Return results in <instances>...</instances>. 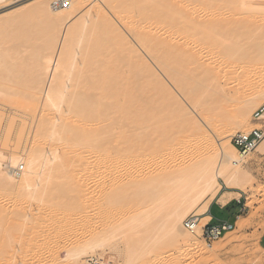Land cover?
Returning <instances> with one entry per match:
<instances>
[{
  "label": "bare ground",
  "instance_id": "6f19581e",
  "mask_svg": "<svg viewBox=\"0 0 264 264\" xmlns=\"http://www.w3.org/2000/svg\"><path fill=\"white\" fill-rule=\"evenodd\" d=\"M86 1L31 0L30 3L45 21L62 24L82 18ZM92 1L94 7L90 6L101 15L99 33L104 39L83 45L86 48L96 43L102 53L108 51L105 63L98 64L94 51H86L91 60L87 62L88 70L81 71L78 66H84L83 60L76 64L70 59L71 48L80 45V40L72 42L60 36L58 42H52L51 52H46L38 62V87H25L23 97L16 98L20 91L14 95L16 101L10 95L12 98H7L10 104L3 101L8 106L14 102L22 109L23 106L35 109L39 104L42 114L38 118L35 113L38 120L32 123L34 126L21 127L19 146L8 150V154L0 151L1 189L24 195L22 192L28 186L35 185L32 180L38 179L41 181L34 197L51 202L50 214L39 215L38 221L34 217V225L17 210L14 217L21 219L28 231L24 237L18 234L17 242L12 239L16 245L20 243L19 250L27 253L33 250L32 239L37 232L48 230L56 238L61 215L86 217L84 194L92 188L98 195V200L93 201L98 211L96 216L115 214L119 215L118 219L94 228L84 243L80 242L63 259L55 258L51 264H80L82 255H94L105 245L117 257L116 264H156L151 259L152 249L135 248L137 240L133 237L141 234L140 239L147 246L161 227V232L179 238L185 246L200 248L206 260L213 258L218 244L206 245L208 250H204L198 245L197 237L184 229L182 221L196 209L198 225L194 234H199L201 226L211 217L209 204L219 196L222 187L237 195L244 188L242 181L248 174L243 168L246 156L238 154L229 136L236 128L246 129L254 104L264 98V0H105L112 9L111 17L115 15L121 20L136 41L110 18H105L108 14L103 13L97 0ZM58 2L62 4L60 11L55 8ZM4 15L7 14H0V19ZM134 16L139 19L133 21ZM12 18L7 26L15 24ZM107 36L114 38V43H108ZM129 55L135 61L126 66L123 61ZM50 60L63 65L66 71L56 75L46 72L45 62ZM133 66L135 70L128 69ZM241 76L245 78V87H234L230 94L228 81ZM223 91V97H218ZM221 101L234 103L236 111L230 113ZM18 113L23 117L22 112ZM253 127L264 130V116ZM255 151L264 153V136ZM147 158L159 159L157 168L151 172H143L141 167ZM176 158L184 166L172 168L171 161ZM20 166L23 170L16 176L14 171ZM159 167L168 170L167 173ZM106 170L114 175L110 183L102 179ZM61 187L65 195L75 192L78 200L72 203L70 198L59 199ZM169 190L180 199L165 202L162 197ZM120 199L123 203L118 204ZM219 201L226 204L222 194ZM151 203L156 204L154 209ZM241 221L242 216L237 215L235 225ZM15 229L17 225H11L8 233ZM3 236V245L9 243Z\"/></svg>",
  "mask_w": 264,
  "mask_h": 264
},
{
  "label": "rangeland",
  "instance_id": "374dc122",
  "mask_svg": "<svg viewBox=\"0 0 264 264\" xmlns=\"http://www.w3.org/2000/svg\"><path fill=\"white\" fill-rule=\"evenodd\" d=\"M131 1H133V0H131ZM135 1H137V0H134V2ZM30 2H31V0H0V14H2V13L7 14L6 16L5 15L3 16L4 18L2 17V19H0V82L2 81L0 83V86H1L0 87V109L5 106L0 111V131H1L0 135H2V136H0V151H2L5 154L9 153L8 150L14 149L17 147V145L18 146L20 145V143H21L20 141H22V140L20 137L18 138V134L23 129L21 127H23L24 124H26V125H24L25 128H26V126H29L32 123L34 124L35 120L37 118V116L35 117V115H36L35 113H38V118L42 114V112H41L42 110H40L41 106L39 104H36V106H34L35 109H29L30 107L27 108L25 106H23L24 108L22 109V106H19L17 104V103H19V101L16 102L17 105H15L14 102L12 105V102H11V106L10 105L8 106V104H10V102H7V98L10 95L14 98V95L18 94L19 91L22 93H19L18 96L15 95V97L16 96H17L16 98L23 97L22 94L25 91V87H38V77H37L38 76V62L40 63L42 61V59L46 55V52H47V54H48V52H51L50 47L52 48V45H53L52 42H58L56 40L60 36H61L60 38L69 39V41H72V42H74L76 40H80V42H81L80 45H74L71 48L72 51H71L70 59H73L76 62V64H79L83 60L84 66H82V67L78 66V68H80L81 71L83 70L85 72L89 68V65L87 63L89 57H88V54L86 51H94V54L96 55L94 57V59L96 61L97 60L99 61L98 64H104L105 63L106 56L108 53V51H106L105 53H102V51L100 50L101 47L99 46V44H96V43L94 45L93 44L89 45L86 48L83 45L84 43H87V42L98 41L101 38V36H100L101 34L99 33V31H100V28H99L100 18L98 19V17L101 15H100V12H97V10L95 8H93L94 7L93 5L95 4V2H93L92 0H90V1L87 0L86 1L87 4H86V2L83 3L82 14L83 13L84 14L82 15V18H80L78 21H76L74 23L73 22L72 23L64 22L62 24H57V23L51 24L50 21L49 22H47L48 20L45 21V19L43 17L38 16L34 12V7ZM92 3H94V4H92ZM97 3L102 8L103 13L108 14L107 16L105 15V18L106 17L110 18V21L112 23H114V24L116 23L118 26H120L121 29H124V31L133 40L134 38L132 37V34H130L131 32L124 27V24L121 22V20H119L115 15H114V18L111 17V15L113 14L112 9L107 3H105V0H97ZM84 4H85V6H84ZM90 5H92L93 7H91ZM61 6H62V4L60 2L55 3V8L57 11L61 10ZM86 6H87V8H86ZM136 6L138 7L137 3L135 4V6L133 5L134 14L136 13L135 12V8H137ZM139 7H141V6H139ZM53 9H54V5H53ZM128 10L130 11L131 9L129 8ZM32 14H34V16ZM136 15L137 14H135V16ZM135 16H134V18L135 19L137 18V19L134 20V18H132L133 21H137L139 19V17H135ZM12 17L15 18V24H13L12 26H7L6 23H8L9 19ZM20 17H22L23 19L21 20ZM34 17H35V19H34ZM86 21H90V22H86ZM11 34H12V36H11ZM14 34H16V35H14ZM101 39H104V38H101ZM59 41H60V39H59ZM106 41L108 43H114L115 39L112 38L111 36H109V37L107 36ZM39 47H41V48L39 49ZM33 49L36 50V52H33ZM41 50H42V52H41ZM37 51L40 53H38ZM40 54H42V55H40ZM43 54H44V56H43ZM19 57H20V59H19ZM133 57L134 56H131V55L127 56V58H125L123 63L126 64V66H128L127 64L132 63L133 60L135 61V57H134V59H133ZM24 58L25 59L27 58V59L25 60ZM36 58H38V59H36ZM129 58H130V60H129ZM131 59H132V61H131ZM89 60H91V57ZM23 61L24 62L26 61L25 63L26 64L28 63V64L26 65ZM135 67L133 66V67L128 68V69L129 70H135ZM44 69L48 73L52 72L53 75L60 74L61 72L66 71V69L64 68L63 65H59L56 62H53L51 60L48 62H45ZM9 71H11V72H9ZM12 72L14 73V75ZM7 73H9V74H7ZM9 77L11 79H9ZM17 77H18V79H17ZM44 77L45 76L43 75L42 79ZM34 78L35 79L37 78V80H35ZM5 79H7L9 82ZM15 79H16V81H18L17 82L18 84L15 83ZM22 81L25 83H22ZM34 81H36V82H34ZM244 81H245V78L242 76L238 80H233V81L229 80L228 81L229 83L227 85V89L229 90V93L230 94L233 93L234 87H245ZM3 82H4V84H2ZM11 82H13V83H11ZM5 84H9V85H5ZM16 85H17V87H16ZM19 86L22 87L23 90ZM5 87H7V88L5 89ZM3 88L6 90V92L8 94H5V92H4L5 90H3ZM11 90L14 91L15 93L14 92L12 93ZM1 92L6 97L4 95L2 97ZM224 94H225V92L223 91L222 93H220L218 95V97H223ZM1 97H2V100H1ZM4 100L8 104L6 102H3ZM8 100L13 101L10 98ZM14 100H15V98H14ZM263 103H264V98L259 99V101H257L256 104H254L250 119H249L248 124L246 126V129L245 128L234 129L232 134L229 136L230 138L234 133L240 132V131H248L251 129V127L253 128L254 124H257V121L254 120L252 117V113L257 107H259ZM220 104L224 108H227V110L230 113H234L236 111V110H234L236 105L232 102L221 101ZM218 105H219V103H218ZM17 106H19V108ZM13 109H15V110H13ZM27 109H29V110L27 111ZM38 109H39V112H38ZM8 110L10 111L11 114L9 113ZM30 110H33V111H30ZM36 110H37V112H36ZM7 111L9 113V115H8ZM25 111L30 112V113L26 114ZM18 112H22L23 117H20L21 113H18ZM12 113H15V114H12ZM16 113H18V114H16ZM19 114H20V116H19ZM27 115H28V119H26ZM9 116H11V117H9ZM30 117H32V118L30 119ZM21 118H22V120H21ZM38 118H37V120H38ZM6 119H8V120H6ZM14 119H16V120H14ZM5 121H7V122L5 123ZM17 121L19 122V124ZM13 124L15 127L13 126ZM250 125H251V127L247 128ZM7 128H9L8 133L6 132ZM10 133H11V135H10ZM9 138H10V140H8ZM13 139H14V141H12ZM8 142L10 144H8ZM6 145H7V147H9V146H12V147L7 149V147H5ZM144 160L141 164L143 172H151L152 170L157 168V165L159 162L158 158H156V159L155 158H151V159L147 158ZM245 160H246V163L243 164V168L245 167L244 170H246V172H248V174H247L246 178L242 181V184L244 185L242 192L238 191L239 195H237L236 193H229V191H231V190L226 189L223 186L224 188L222 187V189L219 193V196L210 202L211 205L213 204L211 209L208 208V210H209L208 213H210L209 215L212 216V219L211 220L209 219V221H211V223H216V222L223 221V220H228L230 222H233L234 220H236L237 215L242 216V221L238 225H235L233 230H231V231L225 233L223 236H221L220 238H222V239L216 240V241L219 240V242L211 243L212 245L218 244L217 249L215 251V255L213 258L206 260V258L202 254V251H200V248L197 250L196 249L197 247L194 248V247L185 246L183 243L180 242L179 238H177V237L171 238V236H172L171 234H165V233L161 232L163 230L162 227L158 229V231H159L158 233H154V236H152L154 238V239H152L153 244H151L152 242H150L149 243L150 245L147 244V246L145 245L146 241H144V239H140L141 234L135 235L133 237L134 239L137 240L136 243H134L135 248H137V249H142V248L148 249L149 248L150 250L152 249V251L150 252L151 259L156 264L157 263L158 264H264V249H261V246L264 247V153L259 154L254 149L253 151H251L246 156ZM171 162H172L171 163L172 168L184 166L181 163L179 158L178 159L176 158L174 161H171ZM23 164H24V169H26L25 163H23ZM150 164H152V166H153L152 169H151ZM158 169H160L162 172L166 171L165 173H167V171H168L165 169L163 170L161 167H159ZM102 179L106 183H110L114 179V175L112 174V172H108L106 170ZM32 181H33V183H35V185L28 186L29 189H26L25 191L22 192V194H24V195L18 194V196L14 195L15 193L6 192L5 190L1 189L2 187L0 186V194H1L0 200L2 199L0 201V209H1L0 213L2 212V216H0V220H1L0 221V225H1L0 235H1V232L4 230L3 227L6 226L5 228L7 231L6 232L4 230V232H6V234L4 232H2V234L4 236L3 235L0 236V264H51L55 258L59 259V260L63 259L66 255V253L69 250L74 249L76 247V245H78L80 242L84 243V241H86L88 239L87 235H89V233L92 232V230L94 228H96L97 226H100V225H108L113 220L118 219V217H119V215H115V214H113V215L107 214L106 216L97 217L98 211L96 210L94 202L98 200V197H97L98 195L96 194L97 192L92 190V188H89L91 190V192L89 189H87L85 194H84L85 200L87 201L86 212L88 214L86 213V217H84V216L78 217V215H77V217H76V215L64 217V215H61V217L62 216L63 217L62 218L60 217L58 219L59 234L56 236V238H54L49 233L48 230L42 232L41 233L42 235L38 234V232H37L36 234H34V237L32 239L33 250L25 253L24 249L19 250L20 243L18 242L19 245L18 244L16 245V243L14 241H16L18 234H19V237L26 236L28 228L26 226H23L21 219L19 220L17 217H14L15 213L17 212V210H19L18 212H21L20 214H25L27 216L28 220L32 221V223H30V225H34L33 223H36L35 222L36 220L38 221L39 215H41V214L49 215L50 214L49 212L51 209V207H50L51 202L48 201L49 203H47V202H43V201H38L35 198V197H37L35 195H36V192L38 193V188H39L38 185L40 184L41 180L36 179V180H32ZM154 185L155 184L150 185L149 188L154 187ZM63 189L64 188H62V187H61V189L59 188L61 193H62ZM167 189H169V188L167 187ZM88 190H89V192H88ZM60 191H58V192H60ZM92 191H93V193H92ZM169 191L168 192L166 191L167 194L165 192V194L162 197V199H164L165 202L169 201V203H170L171 199L174 201L177 199H180V197L177 194H175V193L171 194L172 191H170V192ZM27 193H28V195H27ZM90 193H92V194H90ZM68 194H69V197H67ZM68 194L65 195V192H64V194L62 193L63 198L61 195V197L59 199L70 198L72 203H75L76 200H78V197H77L75 192L74 193L71 192V194L69 192ZM174 194L176 196H174ZM221 194H222V197L226 200L225 206H223V204L219 201ZM33 197H34V199H33ZM64 197H66V198H64ZM20 198L22 199V201ZM25 199L28 200V202ZM236 199H239V203L236 201ZM29 201H30V203H29ZM90 201H92V202H90ZM15 202H19V203H15ZM26 203L29 206H27ZM121 203H123V199H120L118 204H121ZM169 203L167 205H169ZM11 204L14 206H12ZM151 204H152L151 207L154 209L156 207V204H153V203H151ZM8 207H9V209H7ZM87 210H89V212ZM93 213H95V214H93ZM6 214H7V216H6ZM190 215H194L198 218L196 209L191 210L187 214L186 218L189 217ZM112 216H114V217H112ZM7 217L11 220V222L9 221V219L7 220ZM34 217H36L35 221H33ZM3 218H4V221L2 222ZM15 220H17L18 222ZM65 220H67V222ZM14 221H15V223L11 224ZM158 222H159V220L157 221V223ZM2 223L3 224L5 223L4 224L5 226L2 225ZM17 223H19V224H17ZM182 223H183V221H182ZM10 224L12 226L17 225L18 231H17V229H15V231H13L11 234L8 233V231L11 227ZM37 224H38V222H37ZM158 224L161 225V222H159ZM20 226L23 228H21ZM63 226H64V228H63ZM26 228H27V230H26ZM1 229H2V231H1ZM154 232H157V231L155 230ZM187 232H189V231H187ZM43 233H45V234H43ZM5 235L6 236L11 235V236L6 237ZM193 235H195L197 237L198 245H200L204 250H208V247L206 246V244L198 236L199 234L193 233ZM2 236H3V239L5 238L4 240H7V242H9V243H7V244L5 243L3 245V243L1 242ZM49 236H51V237H49ZM159 237H161V238L163 237V238L161 239ZM12 238L14 239V241ZM157 238H158V240H157ZM52 239H54V240H52ZM155 239L158 242H154V241H156ZM141 240H143V242ZM10 242L11 243L14 242L15 245L10 244ZM8 244L11 246L8 247ZM111 255H112V258H111ZM90 256H97V257L101 258L102 262L104 264H116L115 260L117 261V259H116L117 257L111 253V251L108 249V247L106 245L103 247V250L98 251L94 255L90 254V253H86V254L82 255V257L80 259V261H81L80 264H85V260L87 259V257H90ZM109 260H110V263H108Z\"/></svg>",
  "mask_w": 264,
  "mask_h": 264
},
{
  "label": "built area",
  "instance_id": "2783aa9c",
  "mask_svg": "<svg viewBox=\"0 0 264 264\" xmlns=\"http://www.w3.org/2000/svg\"><path fill=\"white\" fill-rule=\"evenodd\" d=\"M263 116L264 103L257 107L252 113V117L256 121H260ZM263 136L264 130L262 127H253L248 131L234 133L230 139L231 143L236 147L238 154L244 157L256 148V146L263 139ZM22 170V166L18 167L14 171V173H16L15 175L18 176ZM236 201L239 203V199H236ZM197 225L198 221L194 215H190L183 221L184 228L191 233H195ZM234 227L235 220L233 222L223 220L216 223H211V221H208L200 228V233L198 236L206 245H210L225 233L233 230ZM85 264H102V259L97 256H90L85 260Z\"/></svg>",
  "mask_w": 264,
  "mask_h": 264
},
{
  "label": "crops",
  "instance_id": "0c3cea01",
  "mask_svg": "<svg viewBox=\"0 0 264 264\" xmlns=\"http://www.w3.org/2000/svg\"><path fill=\"white\" fill-rule=\"evenodd\" d=\"M213 206V204L211 205L210 204V206H209V209H211V207ZM222 206V205H221ZM223 206H225V205H223ZM211 216V215H210ZM212 219V216L210 217V220ZM228 221V220H227ZM230 222V221H229Z\"/></svg>",
  "mask_w": 264,
  "mask_h": 264
}]
</instances>
